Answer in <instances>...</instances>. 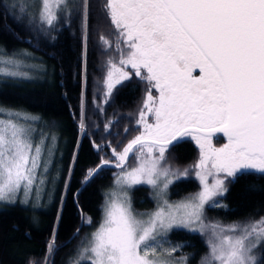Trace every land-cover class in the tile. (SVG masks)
Returning <instances> with one entry per match:
<instances>
[{
	"label": "snow or ice",
	"instance_id": "snow-or-ice-1",
	"mask_svg": "<svg viewBox=\"0 0 264 264\" xmlns=\"http://www.w3.org/2000/svg\"><path fill=\"white\" fill-rule=\"evenodd\" d=\"M38 5L32 19L44 35L67 21L73 11L78 13L86 71L89 0H38ZM103 10L113 31L111 38L101 32L98 39L107 57L102 104L133 77L145 83V99L135 121L137 134L121 150L111 142L102 146L92 141L98 153L108 147L111 155L101 156L96 166L86 169L81 187L105 170L120 171L113 174L114 187L106 193L100 226L69 258L70 264H187V257L172 258L176 247L164 249L158 239L173 229L206 237L208 251L200 264H264V216L232 224L205 223L206 206H226L220 202L228 192L226 180L234 184L253 173L264 178V0H104ZM0 64L5 66L0 67L2 76L31 78L20 70L30 67L21 60L0 56ZM102 104L95 105L101 112ZM84 109L82 92L81 133L87 130ZM34 119L0 106V203L27 205L44 195L56 138L42 134L36 140ZM112 124L110 120L104 125L106 132ZM124 132L129 133V128ZM186 137L199 147L198 162L175 168L166 153ZM214 137L226 142L216 147ZM75 161L73 155L72 166ZM193 170L202 189L169 202L173 178L186 177ZM142 184L151 186L159 200L149 213H136L128 194ZM64 188L66 195L67 183ZM78 195L79 191L73 193ZM82 219L91 223L83 214ZM56 251L53 232L42 264H53Z\"/></svg>",
	"mask_w": 264,
	"mask_h": 264
},
{
	"label": "trees",
	"instance_id": "trees-1",
	"mask_svg": "<svg viewBox=\"0 0 264 264\" xmlns=\"http://www.w3.org/2000/svg\"><path fill=\"white\" fill-rule=\"evenodd\" d=\"M103 3L104 0H89L85 71L81 63V23L76 11L67 21L62 20L56 29L44 35L37 30L34 21L26 15L20 16L18 7L16 11L9 0H0V53L9 55L17 51L18 59L28 50L37 62L31 68L34 75L30 79L0 75V104L38 116L42 125L45 123L47 130L59 139L52 167L56 184L52 199L45 200L44 206L39 208L21 203L0 206V264H42L53 232L58 247L53 264H70L69 258L75 256L74 246L79 236L92 230L101 218L104 190L116 170L114 167L105 170L89 186L81 187L86 169L96 166L101 156L111 155L108 147L98 153L92 141L102 146L111 142V146L119 150L136 133L133 111L142 103L144 82L133 77L124 86L118 85L111 100L102 104L99 87L102 81L99 79L107 57L98 39L101 32L112 37L113 31ZM82 92L85 93L86 133H81L78 127ZM98 103L102 104V112L95 107ZM110 120L113 121L112 128L106 132L104 125ZM125 127L129 128V133L124 132ZM224 141V138L216 139L217 143ZM73 155L76 156L74 166ZM197 156L198 146L190 137L178 147L170 146L167 152L168 160L177 163L192 162ZM65 183L68 184L66 195ZM197 187L194 177L177 180L171 185V196H182ZM77 191L79 195L74 197L73 193ZM132 194L134 204L152 206L153 199L147 185L134 186ZM222 201L225 207L207 206L209 216L222 221L264 216V178L253 173L241 177L237 183H230ZM82 214L91 218V223H85ZM158 239L165 248L176 247L174 253L188 255L192 264H196L207 250L203 237L188 229H173Z\"/></svg>",
	"mask_w": 264,
	"mask_h": 264
},
{
	"label": "rangeland",
	"instance_id": "rangeland-1",
	"mask_svg": "<svg viewBox=\"0 0 264 264\" xmlns=\"http://www.w3.org/2000/svg\"><path fill=\"white\" fill-rule=\"evenodd\" d=\"M9 1H10V3H11L12 5H15V7H16V11H17V7H18V10H19V12H20V16H21V17H22V15H26V16L29 18L30 21H33L32 18L35 17V16H36V13L38 12V7H39V5H38V0H9ZM71 2H72V3H77L78 0H71ZM21 8H23L24 11H21ZM33 24L36 25L35 22H34ZM109 38H111V37H109ZM0 56L5 57V58H7V57H14L15 59H17V51L14 52V53H12V54H9V55L0 53ZM18 60L23 61V64H24V65H28V66H30V67H22L20 70H21V71H24V72H27V73L29 74V76L32 77V75H34V73H32V69H31V68L34 67V66L37 64V62H36L34 59H32V53H31L30 51H28V50H25L24 53H23V56L19 57ZM0 67H5V66H4L3 64H0ZM7 67H8L9 69H11V70H15V68H14L13 66H11V65H8ZM129 70H131V69H129ZM99 80L102 81V77H101ZM99 87H100L101 92H102V83H101V86H99ZM152 94H153V96H156V95H157V93H156L155 90L152 91ZM144 99H145V93H144L143 98H142V103H140L139 106L135 107V109H134V111H133V112H134V115H135V117H136V119H137V117H138V113H139V111H140V108L142 107V104H143ZM0 106H3L4 108H6V109H10V110H13V111H15V112H20V111H17V108H16V107L4 106V105H2V104H0ZM20 113H22V112H20ZM25 114H26V113H25ZM29 115L35 118V119L31 122V124H32V127H33L34 130H35V131H34V138H35L36 140H39L42 134H43L44 136H47V137L49 138V140H50V138H51L52 136H54V137L56 138V140H55V152H54V156L52 157V166H51V169H50V172H49V182H48V184H47V186H46V188H45L44 195H43L42 199H41L39 202L32 201V202L29 203V205H30L32 208H39V207H41L42 205L44 206V204H45V202H46L45 200H47V199H48V200H49V199L51 200V199H52L53 194H54V191H55V188H56V184H55V182L53 181V169H52V167H53V159H54V157L56 156V153L58 152L57 148H59V147H58V146H59V139H58V136H57L56 134H54V133H50V132L47 130L48 126H46L45 123L42 125V122L40 121V119H39L38 116L33 115V114H29ZM146 118H147V121H148L149 123H152V122H153V117H152L151 114H148ZM136 134H137V133H135L134 135H136ZM134 135H133V136H134ZM131 138H132V137H131ZM131 138H130V139H131ZM216 139H217V137H214V138H213V144H214L216 147H220V146H222V145L226 142V141H224V142H222V143H217V142H216ZM194 141H195V140H194ZM126 143H127V142H126ZM126 143H125V144H126ZM195 143H196V142H195ZM196 145H197V144H196ZM197 146H198V145H197ZM113 147H114V146H113ZM119 150H121V148H120ZM119 150H118V151H119ZM199 156H200V152H199V147H198V156H197V158H196L195 160H193L192 162H187V163H177V162H174L175 160H168V161H169V163H170L172 166H174L175 168L185 169V168H190L191 165L197 163V162H198V159H199ZM166 157H167V153H166ZM132 163H134V161L132 160V157L129 156V164L131 165ZM119 171H120V169H116V170H115V173H118ZM221 175H223V174H221ZM189 177H194V178L197 180V182H198V187H197L195 190L189 191L188 193H186V194H184V195H182V196H179V197L173 198V197L171 196V185H172L175 181H177V180L185 179V178H189ZM180 179L173 178V183L169 186V189H168V192H167V197H166V198L168 199L169 202L175 203V202L181 201V200L185 199L186 197L190 196L191 194L197 193V192H199V191L202 189V185H201L199 179L194 175V170L192 171V173H191L190 175H188V176H186V177H182V178H180ZM208 180H209V183H211V182H212V177H209ZM225 183L227 184V186H228V188H229L230 183H229L227 180L225 181ZM144 185H146V184H144ZM147 186L149 187L150 197L153 199V204H152V206H150V207H145V206H143V204H142V205L139 204V206L136 205V204H134V202H133L132 189L129 190V193H128V194H129V196H130V198H131L132 208H133V210H134L136 213H149V212L154 211V210L157 208V205H158V203H159V200H158V198H157L156 192L153 190V188H152L151 186H149V185H147ZM113 187H114V184H113V178H112L110 184H109V185L106 187V189L104 190V199H103V203H102V208H103L104 203H105L106 193H108L109 191H111ZM220 202L223 204L222 199H221ZM2 204H3V203H0V206H2ZM43 206H42V207H43ZM102 217H103V212H102V214H101V218H100L99 222L96 224V226H95L92 230H90L88 233H86V232L84 231V234H81V235L79 236V238H78V240H77V244L74 246V248H75V255H76L77 250H78V249L80 248V246L82 245V243L86 242V241L91 237V234H92V233H93V232H94V231L100 226V224H101V222H102ZM205 217H206L205 223H208V222H220V223H222V224H232V223H235V222H245V221H247V220L222 221V220H220V219H217V218L211 217V216L208 215V212H207V206L205 207ZM257 219H258V218H257ZM248 220H249V219H248ZM200 235H201V234H200ZM201 236H202V235H201ZM202 237H203V239H204V241H205L206 237H205V236H202ZM179 246H180V244L178 245V247H179ZM206 247H207V246H206ZM163 248H164V249H168V248H165V247H163ZM159 251H160V249H158V252H159ZM207 251H208V249H207L204 253H202V255H201L199 261H198L196 264H200V260H201V258L207 254ZM72 255H73V254H72ZM72 257H74V255H73ZM181 257H187V264H192V263H190V261H189V259H188V258H189L188 255L181 254V253H173V254H172V258L175 259V260H177V261H179ZM84 262H85V261H83L82 264H83Z\"/></svg>",
	"mask_w": 264,
	"mask_h": 264
}]
</instances>
